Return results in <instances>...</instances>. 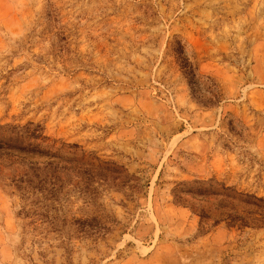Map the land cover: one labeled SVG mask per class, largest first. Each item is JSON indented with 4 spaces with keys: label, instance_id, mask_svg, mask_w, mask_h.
<instances>
[{
    "label": "rangeland",
    "instance_id": "obj_1",
    "mask_svg": "<svg viewBox=\"0 0 264 264\" xmlns=\"http://www.w3.org/2000/svg\"><path fill=\"white\" fill-rule=\"evenodd\" d=\"M0 264H264V0H0Z\"/></svg>",
    "mask_w": 264,
    "mask_h": 264
},
{
    "label": "trees",
    "instance_id": "obj_2",
    "mask_svg": "<svg viewBox=\"0 0 264 264\" xmlns=\"http://www.w3.org/2000/svg\"><path fill=\"white\" fill-rule=\"evenodd\" d=\"M177 47L175 48L174 52L177 56V60L180 63L182 69L185 71L186 76H188L190 80V85H192L193 80L195 78L194 70L192 65L190 64L189 60L185 57L183 48L181 47L180 43H177Z\"/></svg>",
    "mask_w": 264,
    "mask_h": 264
}]
</instances>
